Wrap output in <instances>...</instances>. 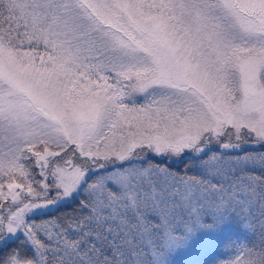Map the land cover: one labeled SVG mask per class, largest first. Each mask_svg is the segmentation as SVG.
Wrapping results in <instances>:
<instances>
[{
	"label": "snow or ice",
	"instance_id": "6c2138e0",
	"mask_svg": "<svg viewBox=\"0 0 264 264\" xmlns=\"http://www.w3.org/2000/svg\"><path fill=\"white\" fill-rule=\"evenodd\" d=\"M264 264V0H0V264Z\"/></svg>",
	"mask_w": 264,
	"mask_h": 264
},
{
	"label": "rangeland",
	"instance_id": "374dc122",
	"mask_svg": "<svg viewBox=\"0 0 264 264\" xmlns=\"http://www.w3.org/2000/svg\"><path fill=\"white\" fill-rule=\"evenodd\" d=\"M242 234H247L246 230L242 228L239 221L232 219L229 222L223 224L218 230H207L200 231L192 239L189 246L185 250H180L175 253L172 257L171 264H189L199 257H203L209 250H211V256H216V251L213 247L217 246L218 250L223 253L222 238L228 235L236 236V238H241ZM222 243V244H221ZM225 253H223L220 258H224ZM203 264H210L212 260H204ZM198 264H201L198 262Z\"/></svg>",
	"mask_w": 264,
	"mask_h": 264
},
{
	"label": "trees",
	"instance_id": "16d2710c",
	"mask_svg": "<svg viewBox=\"0 0 264 264\" xmlns=\"http://www.w3.org/2000/svg\"><path fill=\"white\" fill-rule=\"evenodd\" d=\"M247 236V234H242V237L240 238H236V236L233 237V235H228V236H225L222 238V241L223 244H227L228 242L232 241L233 239H236V240H240V239H243ZM222 244V243H221ZM213 249L216 251V255L217 257H220L223 255L222 251L218 250L217 246L213 247ZM211 256V250H209L208 252H206L205 255H203V257H199L198 259H195L193 262L189 263V264H198V262H200L201 264L205 263L204 260H212L213 258H215L216 256Z\"/></svg>",
	"mask_w": 264,
	"mask_h": 264
}]
</instances>
